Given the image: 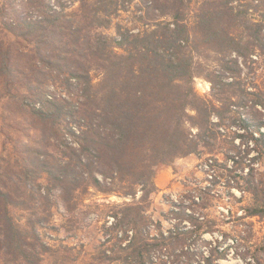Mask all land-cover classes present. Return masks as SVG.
Here are the masks:
<instances>
[{"label":"trees","instance_id":"16d2710c","mask_svg":"<svg viewBox=\"0 0 264 264\" xmlns=\"http://www.w3.org/2000/svg\"><path fill=\"white\" fill-rule=\"evenodd\" d=\"M23 1L36 14L0 18V103L11 95L39 133L31 144L0 142V255L33 263L35 245L15 213L33 214L38 200L50 207L55 190L65 204L91 185L131 197L109 227L116 245L108 252L117 255L100 249L98 264H222L229 244L204 238L218 230L206 202L188 192L167 202L161 220L147 211L160 165L189 154L216 163L212 155L221 153L250 195L243 217H264L256 168L264 157V0ZM119 11L134 25L118 22L112 35L102 33ZM56 75L80 87L81 114L64 118L63 97L15 88ZM196 76L210 83V97L195 91ZM51 140L58 155L45 150ZM234 254L242 264H264V241Z\"/></svg>","mask_w":264,"mask_h":264},{"label":"rangeland","instance_id":"374dc122","mask_svg":"<svg viewBox=\"0 0 264 264\" xmlns=\"http://www.w3.org/2000/svg\"><path fill=\"white\" fill-rule=\"evenodd\" d=\"M48 2L53 4L55 0H48ZM124 4L125 6L134 5L136 0L133 2L126 0ZM0 9V18L7 19L13 17L15 11L25 17L36 14L35 7L25 4L23 0H0ZM128 15L130 16L127 11H119L118 15L113 17L110 27L101 32L112 35L114 24L118 22L127 26L134 25V21L127 20L130 19ZM210 58L212 57L204 61L209 63ZM96 80L94 78V82ZM22 82L23 80L20 79V83ZM28 84L24 89L20 85H16L15 88L21 90L20 95L46 91L57 101H61L60 98L63 97L67 102L60 104L59 107L62 110L60 114H64V118L69 117L65 114H81L78 112L81 108L80 87L68 86L62 79V75H56L51 81H30ZM193 86L200 96L210 97V83L202 76L194 77ZM16 107L17 103L11 95L1 100L0 142L10 137L11 139L20 138L31 144V140L34 141L33 139L39 132L27 126L26 115L19 116V114L29 113L21 112ZM55 109L56 106H51L52 111ZM51 143L50 146L45 147L46 152L58 155V145H53L56 141L51 140ZM2 154L5 155L6 152ZM210 156L189 154L174 162L160 165L154 176L157 190L152 197L147 214L151 215L154 220H161L163 212L169 208L167 202L178 199L188 192L194 194L197 196L196 201L206 202L210 214L216 216L218 230L214 235L204 234V238L212 239L213 236H217L221 239L224 237L221 245L229 244L230 252L226 259H221L220 262L222 264L235 262L242 264L234 254L235 248L239 252L251 242L264 241V217H243L242 206L248 204L250 195L243 193L236 184L235 178L239 169H235L232 162L223 160L221 153L212 155L217 158L216 163L209 161V158H212ZM256 168L260 172L257 178L261 177L264 180V157ZM246 170L245 167L244 171ZM39 181L43 183L44 178ZM86 189L72 193L73 196L65 204L59 197L60 193L56 190L52 191L50 207H47L45 201L38 200L33 214H30L31 209L15 213L21 229L25 231L24 235L30 236V241L26 240V242L32 246L35 245L36 254L34 258H31L33 262L31 264H98L96 261L99 257L98 251L105 249L108 252L109 249L115 247L116 238L111 235L109 228L114 223L113 214L120 213L119 205L129 202L131 197L124 196L118 191L100 192L91 185H88ZM239 200L242 201L238 202ZM29 220L34 222V230L31 226L27 227ZM167 226V223L163 221V228ZM248 233L251 234L250 241H243L238 237L239 235L246 236ZM2 254L0 264H30L23 259L15 260L10 255ZM109 254L112 257L117 255L114 252ZM101 264H117V261H102Z\"/></svg>","mask_w":264,"mask_h":264}]
</instances>
